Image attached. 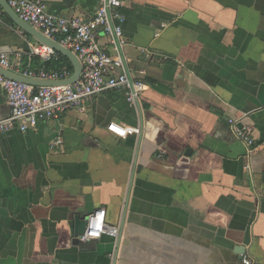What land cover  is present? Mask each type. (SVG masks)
I'll return each instance as SVG.
<instances>
[{"label":"crops","instance_id":"obj_1","mask_svg":"<svg viewBox=\"0 0 264 264\" xmlns=\"http://www.w3.org/2000/svg\"><path fill=\"white\" fill-rule=\"evenodd\" d=\"M36 1L85 21L101 2ZM120 1L141 104L110 90L0 130V264H264V0ZM21 30L4 11L19 72L69 69ZM103 209L118 237L78 231Z\"/></svg>","mask_w":264,"mask_h":264},{"label":"built area","instance_id":"obj_2","mask_svg":"<svg viewBox=\"0 0 264 264\" xmlns=\"http://www.w3.org/2000/svg\"><path fill=\"white\" fill-rule=\"evenodd\" d=\"M8 2L22 19L76 53L82 63V73L73 84L42 86L11 79L0 73V88L6 92L11 106L10 115L0 119L1 131L11 129L21 120L33 125L39 117L57 118L69 108L82 105L92 97L110 90H121L130 105L141 104L148 84L134 77L129 70L124 52L128 39L124 32L125 16L120 10V0H101L97 12L89 21L77 16L56 15L36 0ZM3 18L4 11L0 9V23ZM103 39L107 42H102ZM28 51L48 63L61 55L40 41L36 44L29 41ZM23 54L18 51L16 56L20 58ZM0 65L19 72L12 65L8 53L0 55ZM21 73L43 79H63L71 75L68 69L36 71L30 66ZM22 127H25L24 124ZM245 139L251 141L249 136ZM105 234L118 237L119 229L107 224L105 209L93 211L86 217L84 235L97 238ZM244 261L252 264L247 257H244Z\"/></svg>","mask_w":264,"mask_h":264},{"label":"water","instance_id":"obj_3","mask_svg":"<svg viewBox=\"0 0 264 264\" xmlns=\"http://www.w3.org/2000/svg\"><path fill=\"white\" fill-rule=\"evenodd\" d=\"M0 6L23 31H26L28 34L32 35L40 42L54 48L56 51L67 57L73 65V73L69 77L63 79H43L38 77H29L21 72L4 68L0 65L1 74L8 78L37 86L73 84L80 78L82 73V63L76 53L61 45L60 43L56 42L55 40L50 39L49 37L41 33L39 30L34 28L31 24L22 19L18 15V13L10 6L8 0H0ZM77 227L80 233H84L86 227V220H81L80 218H78Z\"/></svg>","mask_w":264,"mask_h":264},{"label":"trees","instance_id":"obj_4","mask_svg":"<svg viewBox=\"0 0 264 264\" xmlns=\"http://www.w3.org/2000/svg\"><path fill=\"white\" fill-rule=\"evenodd\" d=\"M55 63H56V65L55 66H60V65H63V63L66 61V62H68V63H70L69 64V71L72 73L73 72V65L71 64V62L69 61V59L67 58V57H65L64 55H60V57H58L57 59H55ZM62 61V62H61Z\"/></svg>","mask_w":264,"mask_h":264}]
</instances>
